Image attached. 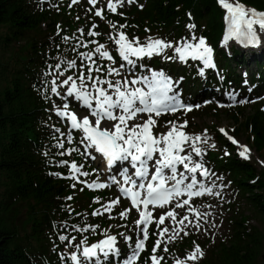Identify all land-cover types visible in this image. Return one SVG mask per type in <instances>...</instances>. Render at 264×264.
Segmentation results:
<instances>
[{"label": "trees", "instance_id": "obj_1", "mask_svg": "<svg viewBox=\"0 0 264 264\" xmlns=\"http://www.w3.org/2000/svg\"><path fill=\"white\" fill-rule=\"evenodd\" d=\"M234 1L264 12V0ZM224 14L219 0H135L129 9L117 14L104 9V23L93 16L86 1L0 0V264H73L71 255L85 238L95 242L104 236L105 226L130 223L119 215L124 205L109 217L85 215L75 208L69 197L76 192L77 181L71 178L70 165L82 163L91 169L92 165L57 114L71 83L64 85L63 81L68 76L76 80L81 74L87 75L88 56L95 53L99 41H106L108 25H124L122 32L129 39L138 38L141 45L149 42H142L149 36L172 44L135 68L154 69L171 81L180 78L175 90L192 98L210 92L221 94L245 83L246 77L236 71L245 66L244 53L235 46L230 50L221 48ZM192 24L195 28L190 29L188 25ZM95 29L99 41L89 35ZM199 38L216 53V70H207L205 75L199 62L191 58L182 61L175 51L185 43H198ZM114 56L113 63H121L115 52ZM72 61L75 66L69 68ZM252 63L256 70L248 79L256 92L264 86V56L253 58ZM91 74L105 77L108 72L94 70ZM53 80L58 94L51 92ZM241 112L238 110L240 116ZM165 120L170 121L163 118L161 122ZM241 130L249 132L253 145L264 155V113L260 107L237 128ZM222 147L228 154L210 153L208 166L229 181L264 221V173L249 160L232 155L234 147L228 141ZM104 191L110 196V191ZM23 213L24 223L20 221ZM247 223L248 217L233 220L226 239L210 246L203 258L190 264H264V234ZM134 224L126 227L133 228ZM85 228L90 230H77ZM61 235L69 237L71 244L69 240L61 241ZM158 235V229L150 231L146 248L135 264L151 263ZM130 236L133 241L135 235ZM130 248L124 243L119 255L100 254L99 260L93 259L91 264H115L117 260L122 264L133 251ZM165 248L161 244L154 254L179 257L194 250L191 240L167 251Z\"/></svg>", "mask_w": 264, "mask_h": 264}, {"label": "snow or ice", "instance_id": "obj_2", "mask_svg": "<svg viewBox=\"0 0 264 264\" xmlns=\"http://www.w3.org/2000/svg\"><path fill=\"white\" fill-rule=\"evenodd\" d=\"M73 3H77L78 0H72ZM124 0H109L108 10L115 13L118 6H122ZM129 3L134 0H128ZM89 3L95 6L98 0H89ZM219 3L224 9L227 10V16L225 19L228 21V36L227 39L235 37L238 41L245 44H255L257 42L256 30L254 25H259V28L264 29V12H256L252 9H246L239 3H229L227 0H219ZM97 16L103 18V12L101 9H97ZM113 28L116 25H112ZM125 27L124 25L120 26ZM190 29L195 28V25H188ZM82 31V30H81ZM89 35H98L95 32H89ZM116 45H118L119 56L123 58L129 65H133V60L130 57H151L154 53L159 54L165 48L173 47L172 44L166 43L161 39L153 40L151 37L148 38L149 42L146 45H141L138 38H132L131 40L125 35L124 32H119L116 37H112ZM193 40L195 36L191 37ZM67 39V38H65ZM104 45L96 47L95 52L101 57L107 58L109 61L113 60V57L107 50H103ZM175 51L179 54L180 60H186L188 57L192 59H199L203 62L205 67H214L212 55L213 49L207 46L205 39L199 38L198 43L191 44L185 43L183 47L175 48ZM91 59V57H88ZM171 58V57H169ZM75 66V61L68 64L69 68ZM124 67V65H121ZM59 69L60 65H56ZM96 72L101 71L99 67L94 69ZM92 68H89L88 75L85 77L81 74L78 79L80 81L79 87L72 76H68L64 81V85H68L70 82V88L68 89L67 95L72 96L75 94L77 100L83 102V105L91 109L90 116L94 117V122L89 119V116L78 118L76 114H69L67 111H58L57 114L60 116H68L71 121V127L73 129H82L84 133L83 140L87 141L88 147L94 149L95 153L100 154L109 168L116 165L117 162H128L130 167L134 169L135 178L141 182L137 184V180L133 179L128 174V168L124 167L118 169L119 174L123 176V184L131 185V187H120V192L125 197L130 198L131 208L125 209L119 213L121 218H126L133 208L139 213V219L135 222L136 226L140 228L142 238L138 239L133 247L131 255L128 256L125 264H135L139 258V254L145 250V242L149 238L148 226L153 221V213L149 211V206L153 207H164L172 202L174 197L182 195L183 191H186L188 197L201 196L204 191L209 193L212 191L204 189L201 184L198 191H193L194 186L198 183L195 175L191 176V182L184 186L182 190L181 185L188 177L180 173V179H177V165H183V168L192 174L197 173L198 169L203 168L201 163H195L192 167H189V162L192 161V155H180L184 152V145L188 144L192 152L197 156L202 154V149L195 145V142L207 143V139H203L201 135L190 136L186 134L183 129L187 127V121L182 124H176L175 122H168L170 125L169 131L159 135H155L152 129L156 126L157 121L153 118L159 117L162 114L168 112H175L184 105L180 103L175 95H169L172 92L171 81L164 76L163 73L153 72L151 79L147 76L132 79L131 81L124 79L123 81L117 80L114 83L107 79H100L99 77L94 78L92 76ZM108 75H119V70L116 68H108ZM63 75V72L59 73ZM86 81H90V87L95 90V94L89 91V87L86 85ZM144 84L147 87V91L143 88L136 87L132 88L129 85ZM107 85V89L103 85ZM108 90H113L112 94H109ZM52 93H57L56 81H52L51 87ZM58 94V93H57ZM93 102L95 106L93 107ZM248 101H241L246 103ZM64 109L68 108L67 104L63 105ZM119 111V114L117 113ZM186 111H190L191 108H186ZM139 114H147V119L142 123H135L129 127V121L135 120ZM114 121L111 127H101L102 121ZM223 133L224 129H220ZM227 135V133H225ZM203 137H207V131L203 134ZM232 143L237 144L238 142L232 137H228ZM69 141L72 137L69 135ZM59 147L63 148L64 145L60 144ZM215 147V145H212ZM242 150L239 155L243 158H249L250 149L247 146H241ZM75 151V149H73ZM70 154V153H69ZM158 154L159 158L154 161V173L150 176V180L145 184L143 181L149 178V161H153L154 155ZM226 155L228 153H225ZM93 160L95 156L91 157ZM103 161H101L102 163ZM62 164H67V161H62ZM83 166H77L76 163H71L70 168L73 173H80L82 176L89 175L88 172H81ZM165 170H169L170 175H165ZM207 177L208 172L204 170L201 173ZM77 179L75 175L71 177ZM113 184L118 183L115 177H111ZM171 181L170 186L166 184ZM82 183H86L80 181ZM156 182V183H153ZM89 188H105L108 185L104 183H86ZM75 187V185H73ZM143 190V194L142 191ZM71 199V197H69ZM120 203V199L117 198L102 205L104 211L111 212V210ZM189 200L184 199L182 203H177L176 207H183L188 205ZM193 211H195L193 209ZM100 209L95 210L92 215H102ZM170 217L174 222L176 220L175 211H168L166 214L161 215L156 221L157 228L164 224L165 218ZM188 217L185 216L178 223L183 224L184 220ZM142 226V227H141ZM199 227V225H196ZM78 231H89V228L77 229ZM95 231V228H91ZM169 231L168 228H163L159 235L162 237ZM182 231V229H181ZM106 239L101 240L98 243L92 244L91 246L83 247L82 251L80 246L77 245L80 255L76 253L71 255L73 264H91V261L95 258L99 260V254L107 257L109 253L116 255L120 254V249L115 247L117 240L115 236L107 235ZM187 235V233H185ZM175 238V232L170 239ZM61 241L69 240V237L61 235L59 237ZM75 237L72 238L74 240ZM125 241H132L133 237L125 236ZM71 244V240H69ZM87 238L81 241V244H86ZM160 240H157L152 251L153 255L149 258L152 264H160V260L163 257H157L154 253L160 247ZM168 249L165 248L164 251ZM197 254L203 255L201 249L197 245L193 253H191L187 259H197ZM176 264H182L181 261L177 260Z\"/></svg>", "mask_w": 264, "mask_h": 264}, {"label": "rangeland", "instance_id": "obj_3", "mask_svg": "<svg viewBox=\"0 0 264 264\" xmlns=\"http://www.w3.org/2000/svg\"><path fill=\"white\" fill-rule=\"evenodd\" d=\"M85 1L88 2L89 5H91V9H93V16H96L97 18H99V20L106 23L104 17L101 18L95 13L97 9H101L102 12L104 9L108 10L107 5L109 0H98V3L95 6L90 4L89 0H78L77 3H72L79 4ZM134 2L129 3L128 0H124L122 6L117 7V11L115 12V14H117L118 11L120 12L129 9L131 5L134 4ZM227 2L237 3L234 0H227ZM245 8L252 9L249 7ZM112 25L113 24L108 25L109 29L104 35L106 38L105 42L99 41L98 37H96L95 35H93V37L99 41V43L96 44L97 47L99 45H104V49H102V51L107 50L109 54L113 57V60L109 61L107 58L101 57L98 53L95 52L92 56H90L91 59H87L88 63H90V68H92L94 71L95 68L99 67L101 71H105V74L108 68L110 67L118 69L119 75L113 74L107 75L105 77H99L102 80L107 79L112 81L113 83L117 80L123 81L124 79H127L131 81L132 79L141 78L145 76L151 79V74L153 72L158 73L157 71H155L154 69L149 70L145 67L142 70H138L135 67L137 64L141 67L143 61L149 60L154 54L151 57H130V59L133 60L134 63L133 65H129L126 61L123 60L122 57L119 56L118 45L115 44L114 39L112 38L116 37L119 32H122V28L117 25L115 28H113ZM96 31L97 29L94 30L95 33ZM150 37L154 38L153 36H149L148 38ZM148 38L143 39L142 42L149 40ZM231 46V44L223 42L221 48L225 50H230ZM114 52L120 59L121 63H113L115 58ZM258 56H262L263 59L264 51L255 53H244L245 66L236 68L237 73H240L246 77L245 83H243L241 87L229 88L225 92V95H220L219 97L195 96L194 99L196 100L194 102L193 109H191L190 111H186V108L183 107L178 109L174 113L168 112L167 114H162L159 117L153 116V118L157 121L156 126L152 129L155 135H159L169 131L170 125L168 122L170 121L175 122L176 124H182L187 121V127L183 129L186 134L193 137L196 135H201L203 139H207V143L195 141L192 142L202 149V154L200 156H197L194 152H192V149L188 144H185L183 146L185 151L181 155H192V161L189 162V167H192L195 163H201L203 165V168L198 169L197 173L195 174L189 173L187 171L186 173L190 174L191 176L195 175V177H198V183H202V181L206 180V183L204 184V189L210 188L212 190L210 193L208 191L203 192L201 196L188 197L186 195L185 197H181L172 201L169 206H165L164 209L161 210L159 213L162 212L161 215H164L168 211L174 210L176 213V220L174 222L170 217H166L164 224L160 225L159 228H157L156 221H158L160 216H156V210H149L153 213L154 220L152 225L148 228V232L157 229L161 231L163 228L169 229V231L165 233L162 237L158 235V240H160L161 242L160 244H164L166 248H171L179 242L191 240L194 246V250L195 247L198 245L203 253L202 256L197 254V259L195 260L187 259V257L191 253H193L194 250L188 253L187 255H181L179 257H173L169 254L168 257L160 260V264H165L166 262H170V264H176L177 260L181 261L182 264H190L191 261L194 262L203 258L205 256L206 249H208L212 245H216L221 240L226 239V237L232 232V222L236 218L241 219V217H248L247 224L249 226H255L264 234V221L261 216L253 211L252 207L245 201L241 194L229 183V181L225 180L222 175H217L207 164L208 156L210 155V153L224 155L225 153H227L226 150L222 147V144L224 141H229L230 145L234 147V150L231 152V154L236 155L238 158L241 159H246L239 155V152L242 150L241 146H247L250 149V154L249 158H247L246 160H249L250 162L255 164L259 172L264 173V155H262L260 151L255 147V145H253V141L250 139L249 132L244 130L237 131V128L245 123L246 118L253 114V110L255 108L260 107V111L264 113V93L263 91L261 92V90H258L255 93V87L249 84L248 79V75L252 71L256 70V67L252 63V59L257 58ZM177 57L179 58L178 53ZM100 61L106 62L107 64L105 66L98 65ZM121 65H124V67H121ZM83 75L87 77L88 72L87 75ZM202 75H205V73L202 72ZM92 76L96 78L95 75L92 74ZM78 77L75 82L79 87L80 81ZM179 79L175 81H171L169 79L171 81L172 87V92H170V94L175 95L180 101V103L184 105V98H186L187 96L185 94L182 96L181 93H179V89L178 92L175 90ZM70 84L67 87L65 94L62 96V101L60 103V106L58 107V111H67L69 114L74 113L77 115L78 118L89 116V119L94 122L95 118L90 116L91 109L84 106L82 101L77 100L75 94H73L72 96L67 95L68 89L70 88ZM86 85L89 87V91H92L93 94H95V90L90 87L91 82L86 81ZM103 87L107 89L106 84L103 85ZM129 87H140L147 91L146 85L140 83L136 85L130 84ZM108 91L109 94H112L113 92V90ZM242 100L248 102L241 103ZM64 104L68 105L67 109H64ZM94 106L95 104L93 102V107ZM238 110L243 111L241 112V116L240 114H238ZM116 114H119L118 110ZM231 116H238V121H235L234 118ZM163 118H168L170 121L165 120L161 122ZM60 119L66 131L74 134L77 139V143L82 149L86 159L89 160L92 165L91 169V167H87L82 163L77 164L78 167L81 165L83 166L81 168V172L89 173V175L87 176H82L80 175V173H73V175L77 177V190L71 197L74 202L75 208L79 211L83 210L85 215H92L95 210L100 209L101 212H103L102 215L107 217L111 216L113 212H117L119 209H121L122 205L125 206V209L131 208L130 199L121 197L118 188L111 184L108 179L110 177H115L120 182H122L119 178V174H117L116 172L113 174H108V172H106L107 169L104 166V158L100 154L95 153L94 149L89 148L87 141L81 142L83 140L84 133L81 131V129H73L71 127V121L68 116H60ZM146 119L147 114H139L135 120L129 121V127H131L135 123H142ZM113 123L115 122L104 120L102 121L101 127H111ZM220 129H224L225 132L222 133ZM205 130L207 131V137H203ZM225 133H227V135H225ZM229 136L235 139L238 143H232V141L228 138ZM212 145H215V147H212ZM92 156H95L96 159L93 160L91 158ZM156 156L157 157H155V159H158V154H156ZM101 161L103 162L101 163ZM204 170H207L208 172V176L206 178H202L200 176L202 175L201 173ZM80 181L86 182L88 184L104 183L108 186L102 189L89 188L86 186V183H82ZM104 190L110 191V196L108 193L106 194ZM117 198L120 199V203L116 205L111 210V212L104 211L102 205H105L108 202ZM184 199H188L189 204L177 208L176 204L182 203ZM193 209L195 211H193ZM115 215L117 216V213ZM94 216L99 217L100 215ZM185 216H187L188 219L184 220L183 224L178 223ZM125 219H129L130 223H125V225L119 226L113 223L109 227L105 226L102 232L104 236L101 240L106 239L105 233H107V235H112L116 237V244L118 249H121V246L124 243H129L131 247H134L135 242L138 239L142 238V233L140 231V228L136 226V223L133 225V228H127L126 225H131L133 222H136L139 219V213L135 208H133ZM20 221L22 223L26 222V216L24 213L21 214ZM197 224L199 225V227L196 226ZM174 232L175 238L170 239V237L173 236ZM185 233H187V235H185ZM130 234H134L135 239L133 241H125L124 237L130 236ZM101 240H97L96 243L100 242ZM93 243L95 244V242ZM91 245L92 242H87L86 244L80 243V250L82 251L83 247ZM74 253H76L78 256L80 255V251H78L77 247ZM262 253L264 256V248Z\"/></svg>", "mask_w": 264, "mask_h": 264}, {"label": "bare ground", "instance_id": "obj_4", "mask_svg": "<svg viewBox=\"0 0 264 264\" xmlns=\"http://www.w3.org/2000/svg\"><path fill=\"white\" fill-rule=\"evenodd\" d=\"M259 58H262V56H259ZM104 127V126H103ZM183 153V152H182ZM182 153H180V155L182 154ZM155 157H157L156 155H155ZM154 159H153V161H149V174H153L154 173ZM190 165V164H189ZM104 166H105V168L107 169L106 170V172H108V174H113V173H117V174H119V171H118V169H122V168H124V167H127L128 169H130V170H132V168L130 167V165H129V163L128 162H123V163H121V162H117L116 163V165H114L113 167H111V168H109L108 166H107V164H104ZM177 172H178V174H177V179H180L181 177H180V173H183L184 174V176H186V177H188V179H186L185 181H184V184L183 185H181V188H182V190L184 189V186L186 185V184H188V183H190L191 182V175L190 174H187L186 173V170L183 168V165H177ZM129 174V173H128ZM130 175V174H129ZM165 175H170V172H169V170H165ZM132 176V175H131ZM202 178H206V177H204V176H202V175H200ZM111 178V177H110ZM110 178H108L109 179V181H110V183L111 184H113L112 182H111V179ZM119 178L120 179H122L123 178V176L122 175H120L119 174ZM117 181H118V183H115V184H113L115 187H117L118 189H120V187L121 186H124V187H131V185L129 184V185H124L123 184V181L122 182H120L118 179H116ZM196 180L198 181L199 179H198V177H196ZM206 183V180L205 181H202V183H197L195 186H194V188H193V191H198L199 189H200V185L199 184H202L203 186H204V184ZM167 186H170V185H167ZM201 190V189H200ZM142 192H143V190H141ZM205 192V191H204ZM187 193H186V191H183L182 192V195H180V196H178V197H181V196H184V195H186Z\"/></svg>", "mask_w": 264, "mask_h": 264}, {"label": "water", "instance_id": "obj_5", "mask_svg": "<svg viewBox=\"0 0 264 264\" xmlns=\"http://www.w3.org/2000/svg\"><path fill=\"white\" fill-rule=\"evenodd\" d=\"M82 130V129H81ZM83 132V131H82Z\"/></svg>", "mask_w": 264, "mask_h": 264}]
</instances>
